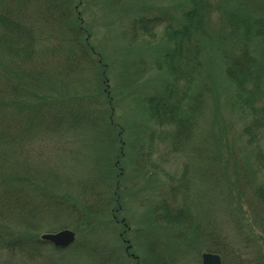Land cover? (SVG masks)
Returning <instances> with one entry per match:
<instances>
[{
	"label": "trees",
	"instance_id": "1",
	"mask_svg": "<svg viewBox=\"0 0 264 264\" xmlns=\"http://www.w3.org/2000/svg\"><path fill=\"white\" fill-rule=\"evenodd\" d=\"M99 1L119 22L134 18V30L141 29V35L154 39L153 30L161 28L156 43L143 38L136 47L135 34L129 32L125 38L127 31H122L120 38L127 41L119 45L115 60L132 78L153 67L157 74L150 79L152 83L122 84L127 90L118 89L111 53L91 41L95 20L89 25L83 16L87 0H0V255L9 260L16 255L33 259L50 248L72 249L88 257L93 254L97 231L117 244L121 241V246L128 243L122 241L127 224L119 217L126 188L124 173L128 160L138 174L147 172L145 165L138 164L142 161L137 155L138 133L149 122L159 127L157 139L166 144L168 153L188 157L194 172L189 179H202L209 167L222 170L218 181L225 178L229 195H236L233 210L241 215L244 231L256 241L264 238L261 229H254L264 216L253 210V216L249 215L253 203L264 210V181L249 180L247 189L241 185L246 175L241 169L253 173L256 181L258 168H264L260 143L264 139V0H160L166 5L157 0ZM149 48L147 59L142 54ZM131 54L135 59L128 60ZM133 94L132 106L141 125L136 135L127 134L126 118L116 111L124 97ZM220 106L236 114L237 122H231L236 125L235 136L230 143L209 132L212 141L205 140L204 145L214 148L220 142L227 153L216 147L201 153L200 125L206 118L218 123ZM78 133L86 140L83 160L66 140ZM237 140L244 142V161L237 157ZM46 145L69 151L52 159L40 150ZM73 153L70 164L75 163V169L71 171L63 159ZM149 157L147 153L148 167L153 164ZM77 162L86 169L81 177ZM63 172L73 174L68 177ZM186 172L188 167L181 180H189ZM163 202L162 228L169 230V242L176 245L169 249L181 250L182 243L190 249L195 238L187 234L188 219L182 211L187 207L185 198L178 200L179 205ZM191 227L199 232L198 227ZM65 228L75 234L66 248L40 239V232ZM200 240L209 241L205 252L225 256L218 247V235L206 233ZM149 244L141 242V253L140 248L130 249V244L125 245L126 252L119 248L124 262L170 263L168 256L151 262ZM108 260L107 253L98 257L100 264Z\"/></svg>",
	"mask_w": 264,
	"mask_h": 264
},
{
	"label": "rangeland",
	"instance_id": "2",
	"mask_svg": "<svg viewBox=\"0 0 264 264\" xmlns=\"http://www.w3.org/2000/svg\"><path fill=\"white\" fill-rule=\"evenodd\" d=\"M157 3L159 5H166V3L161 2L160 0H157ZM105 9V5L99 0H87L83 16L89 22V25L91 20H95L94 22H91V24L93 23L95 25V27L92 26L93 28H91V41L96 44L97 47H101L102 51L105 50L106 53H111L112 58L114 59V61L110 60V63H115L113 69L114 73L117 71L115 74V81L118 89L125 87L122 86V84H127L129 86H135L137 84L139 86L144 81L152 83L150 79H154L157 74V71L153 67L145 68L141 75H134L132 78V76L126 71V75L124 74V70H122L120 65L117 66L115 60L118 57L119 45H121L123 41H127L125 38L129 32L135 34V42L133 43V46L136 47L139 43H143V41H148L151 44L156 43L158 38L162 35L161 28L159 27L153 30L155 38L152 39L146 35H141V29L139 30L136 28L137 30H134L133 26L136 25L135 22H132L134 18H124L119 22L117 15L114 18V16L109 14ZM109 19H115V21L111 24L108 22ZM124 30L127 31V33H125V38H122L123 36L120 38V34H122V31ZM118 36L119 39H117ZM150 52H152L151 48L147 49L142 56L148 59ZM127 58L128 60H132V58L135 59V54L128 55ZM129 77L132 78L131 80H133V82H131V80L129 81ZM219 85L220 84H218V86ZM124 89L127 90V87ZM134 94L129 96V93V95L124 97V101L120 104L121 107L118 106V110L116 111L126 118V123L129 126L127 134L136 135V131H140L137 127L141 125L139 124L134 104L132 106V103H134V101H132ZM236 119V114L234 116L233 113H228L225 106H220L218 123L213 119L208 120V118H206L200 125L202 129L200 132V140L198 142L199 149L202 148L200 152H211L212 146L210 143L212 138L209 136V132L221 135L222 138H227L231 143L236 133V125L233 127L231 122H237ZM151 131L153 132L152 134ZM158 132H160L159 127L149 122L145 131L138 133L141 140L137 157L142 161L138 162V164L145 165V169L147 170L146 174H138L136 169H133L134 165L130 160H128L129 163L126 164V170L124 173L126 188L123 189L121 197L122 208L119 217L120 219L123 218L126 222L125 224H127L128 231L126 232L127 235L124 239L128 240L126 241L128 243L121 246L122 243L119 244L121 241L117 244L114 242V239H110L105 233L97 231L95 238L93 239V254L88 257L86 256L82 258V256L75 254L77 253L76 250L73 251L72 249L53 251L50 248H44L39 253L40 255L35 256L33 259H27L21 255H16L9 260L7 257H4L5 255H0V264H6L4 262L9 261H11L12 264H100L98 262V257H103L106 253L108 255L110 254V261L108 260V264H132V261L130 260L124 262L125 259L122 255L123 251L119 248L122 247L124 249L125 245L130 244V249L134 248L135 250H138L140 248L139 250L141 253L142 241H148V243H150V250H148L147 253H149V260L151 262H155L157 257L166 258L165 256H168L167 258L170 259L169 264H201V253L205 252V249L209 247V241L200 239L204 238L206 233L212 232L216 236L218 235L221 239L218 247H220L221 251L225 253V256L219 254L222 264H264V238L259 237V240L256 241L251 234L244 231L243 226L241 225V215L238 214L236 216L235 212L237 211L233 210L236 195H229L228 184L225 181V178L222 179V182L218 181L222 170L218 168L212 169L209 167V164L203 163L204 168L209 167L208 169H205L207 176L205 174L202 179L196 177H191L189 179L194 172L193 166L191 167L187 164L189 163L188 157L186 156L183 158L174 153H168L169 148L166 144L157 139ZM83 138V135L78 133L72 138L66 139L71 148L79 152V158L82 160L84 149L86 148V140H83ZM205 140L210 142L209 145H204ZM260 143L261 150L264 153V139L261 140ZM215 147L218 148L219 151L227 153V151H223L224 147H222L220 142H218ZM215 147L212 149H215ZM58 148L59 149L55 150L52 149V146L46 145L45 149L40 150L45 151V155L47 157L51 156L52 159L55 158V154L69 151L61 146H58ZM235 149L238 159L244 161V155L247 154L244 150V142L242 140H237V143H235ZM147 153L150 154L149 160L153 163L149 167L146 163L148 162L146 159ZM74 156L75 154L73 153L72 157H64L63 163L65 165L70 164ZM129 156L132 158V155ZM165 158L167 161H164ZM143 160L146 161L144 162ZM250 161H253V159ZM77 163L78 169H76V172L78 177H81V174H84V172L86 173V169L81 165V162ZM185 167H188L186 178L189 180H181L179 178ZM67 168L74 171L75 163L68 165ZM156 169H159L160 171ZM162 169L165 173H162ZM195 169H198V167L195 166ZM241 172L246 174L244 179H241V185L243 188H248L245 182L249 180L256 183H262L264 181V168L263 170L258 168V178H256V181L253 177V173L242 169ZM70 173V175L73 174V172ZM70 175L69 173L63 172V176L70 177ZM166 175H170L173 178L169 180L166 178ZM181 197L185 198L186 204L184 206H187L182 210L188 219L186 229L187 234L190 235V238L194 237L195 241L192 243L190 249L186 248L182 243L181 250L177 251L169 249H173L176 245L169 242L172 241L168 236L169 230L162 228L163 222L160 214L163 213L161 210V204L164 203V200L179 205L180 202H178V200ZM251 200L253 201L252 198ZM253 204L255 208L250 206L251 210L249 215L253 216V210L264 216V210L259 205H256L255 203ZM238 213L245 216L247 211L243 210L241 212L239 210ZM232 215L236 218L238 217V219H235ZM189 222L191 223V226L198 227L199 232L194 231L195 227H191ZM255 225V231L258 227L262 230V234L264 232V221H256ZM117 228L120 229V231L123 230L118 223ZM43 233L48 232H40V235ZM140 233L142 235H139ZM196 240L198 241L197 245H195ZM149 245L147 247H149ZM184 247L186 249H184ZM112 249L115 250L114 255L118 256L116 263H114L112 259Z\"/></svg>",
	"mask_w": 264,
	"mask_h": 264
},
{
	"label": "water",
	"instance_id": "3",
	"mask_svg": "<svg viewBox=\"0 0 264 264\" xmlns=\"http://www.w3.org/2000/svg\"><path fill=\"white\" fill-rule=\"evenodd\" d=\"M40 239L49 242L54 247L65 248L73 243L75 234L65 228L53 233H43ZM201 264H221V258L217 253L204 252L201 255Z\"/></svg>",
	"mask_w": 264,
	"mask_h": 264
},
{
	"label": "flooded vegetation",
	"instance_id": "4",
	"mask_svg": "<svg viewBox=\"0 0 264 264\" xmlns=\"http://www.w3.org/2000/svg\"><path fill=\"white\" fill-rule=\"evenodd\" d=\"M122 241H123V242H126L127 240H125V239H122ZM124 250H125V252H126V247L124 248Z\"/></svg>",
	"mask_w": 264,
	"mask_h": 264
}]
</instances>
